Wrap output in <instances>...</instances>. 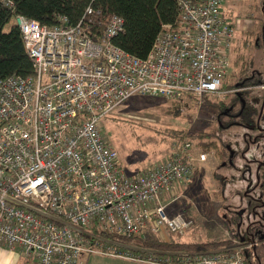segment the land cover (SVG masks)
I'll use <instances>...</instances> for the list:
<instances>
[{"label": "built area", "instance_id": "built-area-1", "mask_svg": "<svg viewBox=\"0 0 264 264\" xmlns=\"http://www.w3.org/2000/svg\"><path fill=\"white\" fill-rule=\"evenodd\" d=\"M228 1L177 0L178 26L163 27L144 60L114 45L125 26L117 16L97 41L92 9L75 26L17 18L34 75L0 82V248L33 264H81L91 255L122 258L103 250L147 227L159 236L192 228L184 215L169 214L177 187L193 178L191 146L128 178L102 122L136 97L176 104L222 97L237 39L222 17ZM196 264L243 261L217 255Z\"/></svg>", "mask_w": 264, "mask_h": 264}, {"label": "rangeland", "instance_id": "rangeland-1", "mask_svg": "<svg viewBox=\"0 0 264 264\" xmlns=\"http://www.w3.org/2000/svg\"><path fill=\"white\" fill-rule=\"evenodd\" d=\"M222 17L236 33L232 69L227 80L237 86L240 72L249 67L247 64L253 72L264 73V51L255 47L264 31V0H230L222 7ZM234 91L239 93L238 89ZM247 91L251 92L252 105L260 109L264 90L257 87ZM160 100L138 97L125 103L102 122V135L119 153L128 178L144 175L168 162L184 145L191 146V156L196 160L193 178L189 184L177 187L172 198L178 200L169 212L184 215L193 226L183 236L164 233L161 240L206 244L234 241V234L243 237L249 225L259 222L264 212V208H260L264 205V140L255 142L259 134L245 127L220 131L210 104L187 100L170 107ZM202 133L214 134L215 138L201 139ZM209 140L215 142L214 145L207 148L201 145ZM226 147L229 153L223 159L220 155ZM200 155L207 156V162L199 163ZM247 245L249 247V243L235 242L232 249L213 252L208 258L229 252L240 257L241 247ZM119 246L103 251L116 250L122 258L91 255L81 264H150V260L155 262L156 258H161L157 253L141 250L136 240H120ZM252 249L248 248L250 252ZM161 255L167 264H189L184 254Z\"/></svg>", "mask_w": 264, "mask_h": 264}, {"label": "trees", "instance_id": "trees-1", "mask_svg": "<svg viewBox=\"0 0 264 264\" xmlns=\"http://www.w3.org/2000/svg\"><path fill=\"white\" fill-rule=\"evenodd\" d=\"M9 3L12 6H8ZM89 9H92L93 16L91 18L95 21L90 29L91 37L97 41L102 36L110 19L114 16L120 17L125 23L124 33L113 40L114 45L125 53L143 60L149 56L163 27H177L180 21L177 0H0V82L11 78L26 79L34 75L33 63L26 54L21 32L16 25L17 18L35 21L48 28L57 26L61 18H66L70 25L75 26L88 17ZM12 23L13 25H11ZM10 25V30L6 32V28ZM255 47L264 51V31L257 39ZM247 65L249 67L240 72L237 86L234 81H228L227 77L223 83L224 95L222 97L210 96L204 99V103L212 106V113L217 115L220 131L232 128L231 115L237 116L235 121L249 129L255 128L259 120L262 119L260 111L264 104V96L261 99L260 109H258L257 106L252 105L251 92L247 89L264 85V73L253 72L250 64ZM236 89L246 91L237 94L234 91ZM150 100L159 101V99L152 98ZM160 101L170 107L178 105ZM262 122H264V117ZM178 137L180 136L176 138ZM200 138L208 140L215 138V135L202 133ZM214 143L209 140L201 145L207 148ZM228 153L229 150L226 147L223 155L220 156L224 159ZM169 214L174 216L175 213L171 211ZM233 238L234 241L206 244L175 241L166 243L161 240L159 235L152 232L151 227H147L141 235L121 240L126 242L136 240V244L141 250L160 255L161 258H156V260L159 259L158 261H161L162 264L166 263L162 253L184 254L188 256L186 259L189 260V264H196L210 257L208 255L213 252L232 249L231 246L235 242L239 244L255 243L257 246L252 252L248 250V245L241 247L240 258L243 264H264V212H262L259 222L249 225L243 237L234 234ZM228 255H233V252H229ZM199 256L202 257L199 258Z\"/></svg>", "mask_w": 264, "mask_h": 264}, {"label": "crops", "instance_id": "crops-1", "mask_svg": "<svg viewBox=\"0 0 264 264\" xmlns=\"http://www.w3.org/2000/svg\"><path fill=\"white\" fill-rule=\"evenodd\" d=\"M26 263V258H23L19 251L11 252L0 248V264H21Z\"/></svg>", "mask_w": 264, "mask_h": 264}, {"label": "flooded vegetation", "instance_id": "flooded-vegetation-1", "mask_svg": "<svg viewBox=\"0 0 264 264\" xmlns=\"http://www.w3.org/2000/svg\"><path fill=\"white\" fill-rule=\"evenodd\" d=\"M260 113H261V118L263 119V117H264V104L261 107ZM236 117L237 116H235V115H233V116L231 115V121H232L231 126H232V128H235V127H243L244 128L245 126H242V124L235 121ZM262 119L259 120V122L257 123V126L255 128H252V130L254 132H256V134H259V138L257 140H254L255 142H259V140H264V122H262ZM262 124H263V126H261ZM245 128H247V127H245ZM246 139L247 138H245L244 140L246 141ZM260 167H263V164H260ZM263 207L264 206H262V208Z\"/></svg>", "mask_w": 264, "mask_h": 264}]
</instances>
